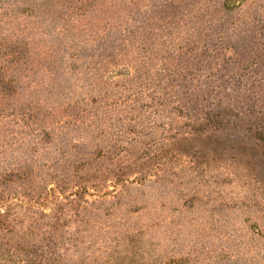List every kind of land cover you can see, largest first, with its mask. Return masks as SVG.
<instances>
[{"label": "rangeland", "instance_id": "374dc122", "mask_svg": "<svg viewBox=\"0 0 264 264\" xmlns=\"http://www.w3.org/2000/svg\"><path fill=\"white\" fill-rule=\"evenodd\" d=\"M264 0H0V264H264Z\"/></svg>", "mask_w": 264, "mask_h": 264}, {"label": "trees", "instance_id": "16d2710c", "mask_svg": "<svg viewBox=\"0 0 264 264\" xmlns=\"http://www.w3.org/2000/svg\"><path fill=\"white\" fill-rule=\"evenodd\" d=\"M260 140H264V135L258 134L256 135Z\"/></svg>", "mask_w": 264, "mask_h": 264}]
</instances>
